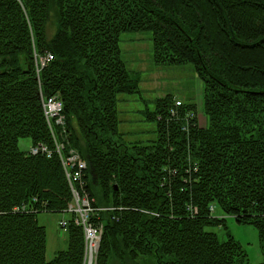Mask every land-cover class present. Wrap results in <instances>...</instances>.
Here are the masks:
<instances>
[{
	"label": "trees",
	"instance_id": "1",
	"mask_svg": "<svg viewBox=\"0 0 264 264\" xmlns=\"http://www.w3.org/2000/svg\"><path fill=\"white\" fill-rule=\"evenodd\" d=\"M146 30L157 65H193L206 122L196 103L177 107L168 94L146 111L157 138L128 145L117 103L139 94L140 78L126 68L120 37ZM53 95L65 118L54 134L42 102ZM22 138L53 155L30 154ZM58 141L87 161L91 220L104 225L96 264L113 253L251 264L232 233L220 241L207 227L227 229L230 215L253 224L264 253V0H0V264L84 263L75 215L66 249L50 259L37 217L72 199Z\"/></svg>",
	"mask_w": 264,
	"mask_h": 264
},
{
	"label": "rangeland",
	"instance_id": "2",
	"mask_svg": "<svg viewBox=\"0 0 264 264\" xmlns=\"http://www.w3.org/2000/svg\"><path fill=\"white\" fill-rule=\"evenodd\" d=\"M55 24L50 25L49 33L53 34ZM120 47L122 51V59L126 63V68L131 72L132 76L139 74V85L140 92L120 94L118 99V116L119 130L122 133L124 141L128 144H150L153 140L157 138V125L155 121H150L147 119L146 111L154 110L156 107V100L160 97L172 94L174 100L183 102H194L197 104V112L199 123L205 125L206 117L203 112V83L198 78L197 73L192 64H180V65H170L163 66L157 65L153 58V39L152 32L146 31H136V32H125L120 37ZM41 59V58H40ZM43 109L44 107V100ZM45 111V116L46 110ZM61 115L63 116L62 112ZM174 116V114L172 113ZM64 118V116H63ZM47 119V116H46ZM48 120V119H47ZM58 123L57 119H53L49 122V127L54 134V124H65ZM184 129V128H183ZM20 148L23 150H29L30 147L36 146L40 143L33 144L30 142L29 138H22L20 141ZM44 144V143H42ZM46 144V143H45ZM49 151H51V156L54 151L46 144ZM59 147V148H58ZM55 150L60 154V159L63 162L64 172L68 178V167L65 164L66 157L70 155L71 152H76L77 150L69 149V152L64 153V143L58 141L56 142ZM78 152V151H77ZM79 153V152H78ZM30 154H35L30 152ZM46 154L47 153H38ZM50 156V157H51ZM48 157V156H47ZM87 162V161H86ZM70 183V182H69ZM71 187V183H70ZM71 208H66L64 211L58 212H39L37 217L39 223L47 228V259L52 258L60 249H66L68 244V225L71 215H75L74 219L87 218V213L90 211L82 204L80 199L75 198L73 190L71 187ZM107 209V208H105ZM110 209V208H109ZM217 209V208H216ZM95 213V212H94ZM93 213V215H94ZM221 209L216 210V214H220ZM92 216V215H91ZM67 220V227L61 224L62 220ZM82 219V221H83ZM75 222V220H74ZM75 224H77L75 222ZM84 227L85 236V253H84V263L91 264L97 263L98 251L94 253V259L91 258V242H90V231H86L85 225L80 223ZM77 224V225H80ZM89 227V226H88ZM227 229L223 226H209L207 230H213L217 232L218 237L221 240H225L228 237V231L232 233L237 240L240 241L242 246L248 253V261L251 264H256L264 261V253L261 248V242L259 239L258 229L252 224H240L233 216H227ZM100 248V247H99ZM109 264H173L174 259L171 256H155L150 253L140 254L136 259H132L131 256L125 254L124 260H121L114 253L110 256ZM94 260V261H93Z\"/></svg>",
	"mask_w": 264,
	"mask_h": 264
},
{
	"label": "built area",
	"instance_id": "3",
	"mask_svg": "<svg viewBox=\"0 0 264 264\" xmlns=\"http://www.w3.org/2000/svg\"><path fill=\"white\" fill-rule=\"evenodd\" d=\"M53 55H49L47 58H41V64L44 65L48 59H51ZM44 100V109L46 110V116L47 119L52 121L53 119H57L58 123H64L63 121V116L61 115V112L63 111V102L62 100L53 95L52 97H43ZM176 105L175 106H181L183 102L177 100L175 101ZM174 114L175 116H178V111L176 107H172L171 109V114ZM188 117H192L193 113H188ZM51 123V122H50ZM190 124H185L183 126L184 129L188 130ZM59 148V147H58ZM29 152L38 154V153H47V156H51V151H49L48 147L46 144H38L36 146H32L29 149ZM65 164L67 165L68 169V178L69 182L71 183V187L73 190V194L75 195V198H78V202L81 199L82 204L86 206V208L90 211L87 213V218L83 219V217L75 219V222L77 224L82 223L85 225L86 231H90V242H91V258L94 259V253L98 251L100 242L102 240V233L104 229V225L95 223L91 220V215L95 212V207L91 204L92 202V197L90 193L87 191V185L84 182V175H85V169L87 168V162L81 157V155L76 151V152H71L68 157H66V160L64 161ZM69 208H71V202L68 204ZM15 211H19L21 209H25V206L19 207V206H14ZM211 209H214V206H211ZM215 210V209H214ZM83 219V221H82ZM68 221L67 220H62L61 224L65 225L67 227ZM89 226V227H88ZM94 261V260H93ZM93 264V263H91ZM95 264V263H94Z\"/></svg>",
	"mask_w": 264,
	"mask_h": 264
}]
</instances>
